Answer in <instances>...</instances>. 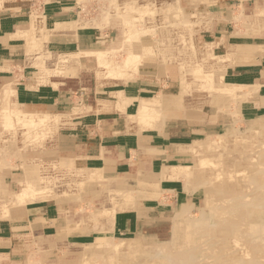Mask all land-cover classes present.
I'll return each mask as SVG.
<instances>
[{
    "label": "crops",
    "instance_id": "obj_1",
    "mask_svg": "<svg viewBox=\"0 0 264 264\" xmlns=\"http://www.w3.org/2000/svg\"><path fill=\"white\" fill-rule=\"evenodd\" d=\"M185 9L189 21L199 10L205 17L193 42L206 57L220 61L223 84L237 92L235 100H227L236 115L219 110L208 92L185 99L172 79L180 64L174 58L164 61L168 56L162 53L143 56L125 83L114 80L92 94L83 92L77 89L81 65L86 55L118 42L111 32L84 26L76 0H0V120L18 110L59 121L52 124L55 134L45 149L26 158L31 169L44 167L51 174L57 167L68 179L77 174L78 185L94 190V198H77L85 206L106 202L112 193L127 194L126 209L113 211L100 228L82 229L97 222L89 223L93 215L80 211L71 215L73 195L67 201L55 194L2 208L10 173L0 175V264H31V255L39 251L53 264V252L75 236L131 239L172 231L165 221L185 208L193 211L203 195L195 169L197 147L223 135L233 122L264 118V0H189ZM197 58L192 52L188 56L191 71L199 65ZM213 61L206 62L207 70ZM155 101L153 119L139 120L141 108ZM171 101L179 102L177 111L165 106ZM13 164L21 168L20 161ZM17 174L10 175L14 185L21 184ZM37 237L45 240L43 247L33 241Z\"/></svg>",
    "mask_w": 264,
    "mask_h": 264
},
{
    "label": "rangeland",
    "instance_id": "obj_2",
    "mask_svg": "<svg viewBox=\"0 0 264 264\" xmlns=\"http://www.w3.org/2000/svg\"><path fill=\"white\" fill-rule=\"evenodd\" d=\"M188 1L189 0H135V1L134 0H76L77 5L79 7V11L82 15L81 20L84 26L95 27L101 32L106 33L107 35H109L111 32L112 39L114 38L115 40H118V42L112 41L111 44L108 42L107 44L108 47L104 49L103 53L102 52L98 53V54H102L100 58L106 63L103 62L99 58V55L97 54L86 55L87 56L86 60H84V64L81 65L82 74L80 75L81 79L79 80L80 82L78 81L77 89L92 94L91 92L94 91L96 87H99L100 84L111 83V81L114 80H121L123 82H125L126 80L128 81L129 79L132 78V76L129 75H133L135 72H137L134 71L136 69L133 66L130 68L127 67L125 68V70L129 69L126 71L127 73H124L120 77H118L115 76L114 74L117 73L120 69H118V67H116V65L114 64H119L120 66L127 58L129 53L130 54L135 53L137 55L138 52L140 51L139 53H141L143 56H147V55H151L152 50L157 52L158 50L157 48L161 47L162 51L163 50L167 51L165 55H167L168 57H166L164 61L174 58L173 63L176 62L175 64L178 67L180 64L181 68L179 67L178 71L173 74L172 79H174V84L180 88L181 90L180 93L182 96L184 95L185 99L186 97L188 99H191L193 96L196 95L200 96L202 92L206 94L208 92L210 94V97H213V104L217 106L219 110L224 112L229 111V113L233 112V114L236 115L237 108L236 107L231 108L229 103L227 104V100H232V99L235 100V98H237V92L234 89L225 87V85L222 86L223 84L222 69L221 67L219 68L217 67L218 62L220 64V61L216 59H213L214 60L213 61L210 57L208 56L206 57L208 53L204 52L203 48H197L194 45L193 42L194 32L196 31L197 27L201 26L200 23L204 20L205 17L201 15L202 12L201 10H199L198 13H194L192 19L190 17L191 21H189V19L187 20V17L189 18V16L186 13L185 5L186 2ZM198 3H200V1ZM198 3H194V6H196V4ZM197 8L199 9V7ZM137 20L138 21L141 20V21L138 23ZM135 26H137V28ZM173 32L176 34H174ZM169 33L172 36L173 35H177V36L172 37L171 35H169ZM135 41H137L138 43ZM152 42L154 43L151 44ZM131 45H132V49H131ZM159 52L157 53L159 54ZM191 52L193 53V55H198L197 62H199V65H197V67H195L196 69H193V71L189 69L191 68V64L189 63L188 56ZM172 55L173 57H171ZM96 60L99 61V63ZM107 61L110 63V66L107 65ZM207 61L208 63L209 62L211 63V61H213V67H210L209 70L205 68V64ZM59 63L60 65L62 64L60 61ZM104 63L105 65H103ZM42 70H44V68ZM115 70H117V72ZM111 72L112 73L115 72V73L112 74ZM57 73L58 72H55V74ZM214 79L216 80L215 82ZM208 80L211 83L208 82ZM177 91L178 90H176L175 92ZM222 100H224L225 102L222 103ZM196 101L200 102L199 100ZM223 105H226V108H224ZM8 115L9 118L7 121H5L4 117L1 119L2 121H0V175H5L8 173L12 175V173H16V174L18 173L17 179L19 183L21 182V184L14 185L13 181H15V178L12 179L10 175L7 176L8 177L7 182L10 184V187H8L7 185V188L3 189L5 190L3 192L5 198L3 197L2 198L7 199L8 202L5 203L4 207L2 208L8 209L9 205L10 207L17 206L18 204L24 205L26 202L38 201L39 199L45 198V196L53 197L55 194H57L55 196H58L57 198L59 199H62V196H65L67 201L69 195L71 196L73 195L75 196L73 198L74 202H70L71 209L69 208L71 210L70 213L71 215H73V217L78 215L77 213L78 211H80V214L82 216L85 215L88 217L93 215L94 217V211H95L94 208H96L97 214L95 216L96 218L98 217L96 220L98 221L100 220L99 222L96 221L97 226L79 227L82 229H88V228L96 229V227L100 228L99 224L105 223L108 219V215L112 214L114 210L117 211V209L118 210L126 209L127 205H126L125 195L127 194H125L124 191L117 192L115 195L114 193H112L111 197L107 198L106 202H102V203L100 202H96V204L90 203V204H86L85 206L83 203L76 201L77 198H79V195L82 196L89 195L91 196V198H94V190L87 187L85 185L86 183L83 182L81 185H78L77 174H75L76 175L75 177L68 179V175L66 172L65 177H63L62 171L60 170V168L57 167H53L54 168L53 173L49 174L47 168L43 167L42 169L39 168V166H35L32 168L33 170H35L34 177L32 176V178L34 179L36 178V180L28 179L23 168L25 167L31 168L33 163L31 164V160H28L26 158H28V155L30 153L31 154L40 153V150L45 149L46 141L52 137L51 135L55 134V130L53 129L52 124L59 123V121L58 119H51L50 117H38V116L26 117L25 114H22V112L18 110H13ZM157 116L159 118V114ZM254 121H258V122L254 123ZM254 121H251L252 124L254 123L253 125H250L251 122H245L241 124L238 122H233L232 124H230L229 129L225 131L223 135H221L222 137L221 136L213 137L212 139L209 140V142L206 143V145L202 146V148H199L200 147L199 145L197 149L200 150L197 151L195 169L197 170V175L200 178V184L203 188V195H201L202 196L201 200L198 202L197 206L193 208L194 209L193 211L190 212L188 208H185L181 211V214H188V216L190 217L179 218L180 216L179 217L173 216L172 219H168L165 221V226L167 227V229L171 227L172 231L169 229V232H164V233L161 232L160 234H156V235L131 238V239L118 237L117 239L113 238V239L102 240V237H98L97 235L95 236L97 237L96 239H94L93 235L75 236L74 238L72 237V242L69 245L60 248L59 251L53 252L54 262L52 263L53 264H97V263L98 264H160V263L186 264L183 263L182 260L188 255V256H192V258L194 259L193 264H206V263L215 264L216 262H217L216 264H237L236 262L238 263L240 262V264L241 263L246 264L248 262L247 264H251V262L253 261L255 263L253 262L252 264H263L264 205H260V204L264 201V191H262V189L264 190V156H263L264 128H258L259 125L258 123L264 122V118H261L259 120L257 119ZM54 127L56 126L54 125ZM228 135L229 136L233 135V136L229 137ZM234 136H237L236 137L237 140L234 138ZM238 138H240L241 140ZM8 139L10 141H7ZM236 141H238V143H236ZM240 141L242 142L239 143ZM3 142H5L4 143L5 146H3ZM250 146L253 147L250 148ZM252 148L254 149V151ZM13 150L16 153L12 154ZM255 155H258L259 157ZM16 160L21 162V168L20 167L16 168V165L13 164V162ZM39 163L40 162H38L37 165H39ZM224 179L227 180L225 181ZM92 181L93 180H91V182ZM28 182L30 183L29 187H27ZM222 184H225L227 185L228 188L233 189L234 190L233 192H236L238 196L240 195V193L243 192L240 195L243 197L245 196L244 199L245 202L243 203L246 204V202L247 203L251 202V204H249L250 205L249 207L248 204H246V206L243 204L245 210L241 205L240 206L242 207V209L239 206L240 209L238 208L237 211L238 213H241L240 215L239 214L237 215V211L236 212L234 211L233 212L234 214L227 215V211H228L227 206L228 205L232 206L235 204V202L231 201V198L234 197L233 196L234 193L231 194L232 196L224 195L222 199L220 194L218 195L216 193L218 191L217 189L222 188L220 186ZM261 184L263 188L261 187ZM255 187L257 188L255 189ZM10 189L11 192L13 191L12 193L9 192ZM253 192L254 195L252 194ZM247 196L248 198L249 197L251 198L248 199ZM258 201L260 202V204ZM225 202H227L228 205L227 204L225 205ZM239 202L240 201H236V203ZM252 202L253 204L254 202L257 204L253 206ZM244 212L246 213L247 216L245 215ZM220 216H224V217H220ZM254 216L258 217L259 219ZM93 217H91L89 223L93 224L95 222L94 221L95 219ZM198 218L199 219L203 218L205 220L207 219L208 220L206 223L199 220L198 222H201L199 228L196 227L195 224L196 222L195 223L193 222L192 224L193 226L191 227V233H194V231L198 230L197 234L199 235V237L196 239L197 241L196 240L192 241L190 243L191 245L189 244L188 247V245L186 246L185 242L182 240L183 236L186 238L185 232L187 231V226H189L190 224L189 223L190 219L195 220ZM228 218H230L229 222L227 221ZM186 219H189V222H187L188 220ZM223 219L224 221L225 220L226 221L225 222L221 221ZM252 221L253 222L256 221V222L253 223ZM250 222H252V224H250ZM240 223H242L243 225ZM204 225H206V227H204ZM211 225H212V229H211ZM201 226L204 228H202ZM223 226L224 228H222ZM258 228L260 230H258ZM200 229L202 230L199 231ZM204 229H208V230H204ZM164 231H166V229ZM223 233H225L226 235ZM238 234H240V237ZM197 236L195 235V237ZM82 238H85L86 240H83ZM222 238H224V240ZM242 238L244 239V242ZM42 240L43 239L41 237H37L35 238V240L33 239V241H38L37 243L39 247L41 246V244L42 245L45 244V240L43 241ZM239 240L242 242H240ZM256 240H259L257 241L259 243H257ZM261 240H263L262 241L263 245L261 243ZM251 241L253 242V244ZM104 242H110L111 247L112 248L116 247V248L115 249L111 248V250L109 251H104L93 255L91 253V249L97 246H105V244H103ZM221 242L222 243L224 242L225 244L224 243L222 244ZM231 242L233 245L231 244ZM74 243H79V244H74ZM248 243H251L252 244L251 246L254 247H251L250 244ZM163 244H165L167 248L165 251L160 252L158 250L159 248L158 245L163 246ZM258 244H260V246ZM246 245H248L249 247H246ZM130 246L134 247V249H130L129 248ZM224 246L225 248H221ZM44 255L45 254H43V252L41 251L37 252V254H32L30 260L32 261L31 264H47L49 262V260L47 262V259L49 258H47L46 255L45 256ZM255 255H257L256 256L257 258L255 257ZM209 256H211V258ZM253 256L254 258H252ZM170 257L172 260H170ZM220 257L222 259H220ZM240 258L242 259V261Z\"/></svg>",
    "mask_w": 264,
    "mask_h": 264
},
{
    "label": "bare ground",
    "instance_id": "obj_3",
    "mask_svg": "<svg viewBox=\"0 0 264 264\" xmlns=\"http://www.w3.org/2000/svg\"><path fill=\"white\" fill-rule=\"evenodd\" d=\"M135 1V0H134ZM128 3V2H127ZM136 3V2H135ZM116 4V3H115ZM125 5H126V3H125ZM144 5V4H143ZM149 5V4H148ZM117 6V5H116ZM122 7V6H121ZM133 7V6H132ZM141 8V7H140ZM142 9V8H141ZM144 9V8H143ZM116 10V9H115ZM124 10V9H123ZM137 10V9H136ZM152 10H154V9H152ZM133 11V10H132ZM141 11V10H140ZM156 11H157V9H156ZM156 11H155V13H156ZM166 11H168V10H166ZM120 12V11H119ZM117 13V12H116ZM124 13V12H123ZM143 13V12H142ZM146 13V12H145ZM154 13V14H155ZM125 14V13H124ZM138 14H140V13H138ZM120 15V14H119ZM143 15H145V14H143ZM142 15V16H143ZM133 16V15H132ZM140 17V16H139ZM177 17V16H176ZM175 20H177V19H175ZM174 20V21H175ZM135 21V20H134ZM133 21V22H134ZM138 21V20H137ZM141 21V20H140ZM140 21H138V23L140 22ZM143 21V20H142ZM128 22V21H127ZM125 23V22H124ZM45 25V24H44ZM133 25V24H132ZM136 28H137V26H135ZM138 30V29H137ZM22 31V30H21ZM174 33V32H173ZM19 34V33H18ZM140 34V33H139ZM174 34H176V33H174ZM169 35H171L170 33H169ZM168 36V35H167ZM172 36V35H171ZM173 36H177V35H173ZM172 36V37H173ZM162 37V36H161ZM163 38V37H162ZM166 38V37H165ZM176 38V37H175ZM164 39V38H163ZM167 39V38H166ZM169 40H170V38H169ZM178 41H179V39H178ZM135 42H137V41H135ZM154 42H155V40H154ZM154 42H152L151 44H153ZM138 43V42H137ZM140 45V44H139ZM136 46V45H135ZM154 47V46H153ZM156 47V46H155ZM151 48V47H150ZM131 49H132V45H131ZM130 49V50H131ZM137 49V48H136ZM158 50H157V52H159V54L157 53V52H155V51H153L152 50V52H151V55L152 56H154V55H161V51H162V49H161V47L160 48H157ZM142 50V49H141ZM125 51V50H124ZM164 51V50H163ZM162 51V54H165V53H167V51H164L163 52ZM178 51H180V50H178ZM177 51V52H178ZM127 52V51H126ZM140 52V51H139ZM138 52V54L136 55L135 53L133 54H128V56H127V58L124 60V62L119 66V64H114V65H116V67H118V69H120L118 72H117V70H115L117 73H115V72H113V73H115L114 75L115 76H118V77H120L122 74H124V73H127L126 71L127 70H129V69H126L125 70V68H127V67H134L136 70H134V71H137L138 70V66H139V64L141 63V60H142V57H143V55L141 54V53H139ZM81 53V52H80ZM103 53V52H102ZM175 53V52H174ZM92 54V53H91ZM83 55V54H82ZM89 55V54H88ZM93 55V54H92ZM97 55H99V58H100V56L102 55V54H97ZM80 56V55H79ZM164 56V55H163ZM81 57V56H80ZM171 57H173V55L171 56ZM158 58V57H157ZM220 58V57H219ZM101 59V58H100ZM78 60V59H77ZM99 60V59H98ZM102 60V59H101ZM177 60V59H176ZM191 60V59H190ZM211 60V59H210ZM213 60V59H212ZM97 61V60H96ZM103 61V60H102ZM171 61V60H170ZM79 62V61H78ZM98 63H99V61H97ZM96 62V63H97ZM103 62H105V61H103ZM102 62V63H103ZM208 62V61H207ZM101 63V62H100ZM106 63V62H105ZM105 63L103 64V65H105ZM176 63V62H175ZM189 63H191V62H189ZM193 63V62H192ZM170 64V63H169ZM210 64H212V61H211V63ZM214 64H216V63H214ZM95 65V64H94ZM98 65V64H97ZM96 65V66H97ZM107 65H109L110 66V63L107 61ZM114 65H113V67H114ZM166 65V64H165ZM209 65V64H208ZM217 65H219V64H217ZM100 66H102V65H100ZM188 66V65H187ZM213 67V66H212ZM208 68V67H207ZM217 68V67H216ZM219 68V67H218ZM236 68V67H235ZM190 69V68H189ZM238 69V68H237ZM133 70V69H132ZM112 71V70H111ZM114 71V70H113ZM217 71V70H216ZM207 72V71H206ZM209 72V71H208ZM212 72V71H211ZM112 73V72H111ZM112 73V74H113ZM133 73V72H132ZM100 74V73H99ZM136 74V73H135ZM216 74V73H215ZM51 75V74H50ZM214 75V74H213ZM59 76V75H58ZM129 76H132V75H129ZM184 76V75H183ZM210 76V75H209ZM50 77V76H49ZM126 77V76H125ZM211 78V77H210ZM220 78V77H219ZM122 79V78H121ZM50 80V79H49ZM126 80V79H125ZM188 80V79H187ZM127 81V80H126ZM212 81V80H211ZM216 80L214 79V82H215ZM220 81V80H219ZM208 82H210L209 80H208ZM56 83H58V82H56ZM125 83V82H124ZM211 83V82H210ZM218 83V82H217ZM55 84V83H54ZM213 84V83H212ZM10 84H8V86H9ZM224 84H222V86H223ZM181 86V85H180ZM220 86V85H219ZM213 87H215V86H213ZM243 87V86H242ZM2 88H3V86H2ZM4 88H6V86L4 87ZM186 89V88H185ZM230 89H234V90H236L235 88H230ZM214 91V90H213ZM258 91V90H257ZM191 92V91H190ZM218 92V91H217ZM259 92V91H258ZM197 93V92H196ZM244 93V92H243ZM190 94V93H189ZM115 95V94H114ZM117 95V94H116ZM169 96V95H168ZM161 97V96H160ZM171 97V96H170ZM175 98V97H174ZM217 98V97H216ZM262 98V97H261ZM158 99V98H157ZM180 99V98H179ZM141 100V99H140ZM151 100V99H150ZM155 100V99H154ZM139 101V100H138ZM151 102V101H150ZM167 102V101H166ZM16 103V102H15ZM146 103V102H145ZM148 103V102H147ZM181 103V102H180ZM4 106V105H3ZM122 106V105H121ZM157 106H159V101H155L153 104H151V107H147V105H145V106H143L142 108H141V110L139 111L140 113H139V120H149V119H153V114H154V111L156 110L154 107H157ZM165 106H168V108H172L174 111H177L178 110V108H179V102H176V101H171V102H168L167 103V105H165ZM6 107V106H5ZM141 107V106H140ZM139 107V108H140ZM91 109V108H90ZM161 109V108H160ZM119 110V109H118ZM137 113V112H136ZM46 115V114H45ZM26 117H30V115H25ZM135 116V115H134ZM14 117V116H13ZM46 117V116H45ZM155 117H156V115H155ZM14 119V118H13ZM15 120V119H14ZM136 120V119H135ZM135 120H133V121H135ZM259 120V119H258ZM0 121H2V120H0ZM165 121V120H164ZM262 121V120H261ZM143 122V121H142ZM255 122H258V121H254V123ZM253 123V124H254ZM164 124V123H163ZM252 124V122H251V124L250 125H253ZM259 125H258V128H264V122H260V123H258ZM248 127V126H247ZM48 129V128H47ZM37 130V129H36ZM248 130V129H247ZM251 130H252V128H251ZM257 131H259V130H257ZM235 132V131H234ZM261 134V133H260ZM7 135H9V134H7ZM15 135V134H14ZM238 135H239V133H238ZM245 135V134H244ZM248 135H250V134H248ZM51 136H53V135H51ZM229 136V135H228ZM231 136H233V135H231ZM231 136H229V137H231ZM247 136V135H246ZM258 136V135H257ZM9 137V136H8ZM222 137V136H221ZM220 137V138H221ZM236 137L237 136H234V138L236 139ZM239 137V136H238ZM7 138V137H6ZM233 138V139H234ZM241 138V137H240ZM240 138H238V139H240ZM247 138V137H246ZM257 138V137H256ZM4 139V138H3ZM6 140V139H5ZM13 140V139H12ZM220 140V139H219ZM237 140V139H236ZM241 140V139H240ZM245 140V139H244ZM7 141H10L9 139L7 140ZM6 142V141H5ZM5 142H3V146H5L4 145V143ZM209 142V141H208ZM213 142V141H212ZM216 142V141H215ZM242 141H240L239 143H241ZM249 142V141H248ZM2 143V142H1ZM236 143H238V141H236ZM17 145V144H16ZM21 145V144H20ZM204 145H206V144H204ZM204 145H200V147L199 148H202V146H204ZM235 145V144H234ZM53 146V145H52ZM197 147V148H198ZM234 147V146H233ZM251 147H253V146H250V148ZM19 148V147H18ZM208 148V147H207ZM235 148V147H234ZM17 149V148H16ZM20 149V148H19ZM22 149V148H21ZM205 149V148H204ZM253 149V148H252ZM256 149V148H255ZM15 150V149H14ZM13 150V151H14ZM23 150H24V148H23ZM188 150H190V149H188ZM198 150H200V149H198ZM203 150V149H202ZM16 151V150H15ZM191 151V150H190ZM197 151V150H196ZM206 151V150H205ZM253 151H254V149H253ZM260 151V150H259ZM258 151V152H259ZM22 152H24V151H22ZM10 153V152H9ZM100 153V152H99ZM13 154V153H12ZM25 154V153H24ZM249 154V153H248ZM21 156V155H20ZM246 156V155H245ZM255 156H257V157H259L258 155H255ZM264 156V155H263ZM251 157V156H250ZM17 158H18V156H17ZM25 159V158H24ZM23 159V160H24ZM259 159V158H258ZM206 160V159H205ZM255 160V159H254ZM23 162V161H22ZM245 162V161H244ZM255 162V161H254ZM234 164V163H233ZM252 164V163H251ZM235 165V164H234ZM240 165V164H239ZM262 165V164H261ZM256 166V165H255ZM206 167V166H205ZM261 167V166H260ZM23 168V167H22ZM202 168V167H201ZM256 168V167H255ZM96 169V168H95ZM183 169V168H182ZM173 170V169H172ZM188 170V169H187ZM256 170V169H255ZM25 173H26V176H27V178L28 179H30V180H36V178L34 179V178H32V176L34 177V173H35V170H33V169H31V168H29V167H25ZM170 171V170H169ZM174 171V170H173ZM180 171V170H179ZM179 171H178V173H179ZM182 172H183V170H181ZM181 172V173H182ZM185 172H188V171H185ZM184 172V173H185ZM190 173V172H189ZM251 173V172H250ZM262 173V172H261ZM174 174V173H173ZM183 174V173H182ZM219 174H221V173H219ZM243 174V173H242ZM248 174H249V172H248ZM96 175V174H95ZM102 175V174H101ZM191 175V174H190ZM240 175V174H239ZM245 175H246V173H245ZM237 176V175H236ZM91 177H92V175H91ZM102 177V176H101ZM186 177H188V176H186ZM190 177V176H189ZM191 177H192V175H191ZM241 177V176H240ZM260 177V176H259ZM257 179V178H256ZM164 180V179H163ZM219 180V179H218ZM225 180V179H224ZM227 180V179H226ZM225 180V181H226ZM259 180V179H258ZM254 181V180H253ZM155 182V181H154ZM139 183H140V181H139ZM30 183L28 182V185H27V187H29L30 185H29ZM153 184V183H152ZM203 184V183H202ZM242 184V183H241ZM263 184V183H262ZM262 184H261V187H262ZM138 185V184H137ZM137 185H136V187H137ZM254 185H255V183H254ZM155 186H156V184H155ZM158 186V185H157ZM206 186V185H205ZM222 188H220V189H217L218 191L216 192L218 195L220 194V196H221V198L224 196V195H231V194H233V196L234 197H232L231 198V201H233V202H235V204L234 205H232V206H230V205H228L227 204V202H225V205L227 204L228 206V211H227V215L228 214H234L233 212L235 211H237L238 210V208H239V206L241 205L242 207L245 205L246 206V204H248V207L250 206L249 204H251V202L249 203H247L246 202V204L245 203H243V202H245L244 201V199H245V196L243 197V196H240L242 193H240V195L238 196L237 194H236V192H233L234 190L233 189H230V188H228L227 187V185H225V184H222V185H220ZM210 187V186H209ZM249 187V186H248ZM258 187V186H257ZM257 187H255V189L257 188ZM142 188V187H141ZM263 188V187H262ZM143 189V188H142ZM209 190V189H208ZM211 190V189H210ZM25 191V190H24ZM27 191V190H26ZM115 191V190H114ZM128 191V190H127ZM143 191H145V190H143ZM240 191H242V190H240ZM257 191H259V190H257ZM256 191V192H257ZM262 191H264L263 189H262ZM117 192V191H116ZM140 193H141V191H139ZM218 192H220V193H218ZM255 192V193H256ZM157 193V192H156ZM114 194H116V193H114ZM212 194V193H211ZM253 195H254V192L252 193ZM251 195V194H250ZM126 196V195H125ZM135 196V195H134ZM209 196V195H208ZM232 196V195H231ZM252 197H254V196H252ZM132 198V197H131ZM212 198V197H211ZM247 198H248V196H247ZM249 198H251V197H249ZM248 198V199H249ZM255 198H257V197H255ZM254 198V199H255ZM207 199H208V197H207ZM220 199V198H219ZM223 199V198H222ZM230 199V198H229ZM248 199H246V200H248ZM253 199V200H254ZM262 199V198H261ZM109 200V199H108ZM216 200V199H215ZM226 200V199H225ZM259 200V199H258ZM211 201V200H210ZM224 201V200H223ZM236 201H240L239 203H236ZM251 201H252V199H251ZM207 202V201H206ZM259 202V201H258ZM261 202H262V200H261ZM224 203V202H223ZM262 203H264V201L262 202ZM260 204V202H259V204L260 205H264V204ZM214 204V203H213ZM219 204V203H218ZM244 204V205H243ZM252 204H253V202H252ZM255 204H257V203H255L254 202V204H253V206L255 205ZM240 206V207H241ZM226 207V206H225ZM242 207H241V209H242ZM240 209V208H239ZM243 209L245 210V208L243 207ZM118 210V209H117ZM225 210V209H224ZM115 211V210H114ZM261 211V210H260ZM259 211V212H260ZM116 212V211H115ZM189 212V211H188ZM246 212V211H245ZM244 212V213H245ZM147 213V212H146ZM263 213H264V211H263ZM97 214V213H96ZM226 214V213H225ZM240 215L241 213H238V211H237V215ZM179 215V214H178ZM178 215H176V216H178ZM210 215V214H209ZM223 215V214H222ZM245 215H246V213H245ZM253 215V214H252ZM255 215V214H254ZM180 216V217H179ZM178 217L179 218H186V217H190V216H188V214H180ZM247 216V215H246ZM147 217V216H146ZM213 217V216H212ZM215 217H217V216H215ZM220 217H224V216H220ZM227 217V216H226ZM241 217V216H240ZM243 217V216H242ZM254 217H256V216H254ZM253 217V218H254ZM98 218V217H97ZM96 218V219H97ZM140 218H142V217H140ZM145 218V217H144ZM214 218V217H213ZM245 218V217H244ZM256 218H258V217H256ZM94 220L95 222L96 221H98V220ZM222 219V218H221ZM230 218H228L227 219V221L229 222L230 220H229ZM259 219V218H258ZM142 220H143V218H142ZM186 220H188L187 222H189V219H186ZM203 221L204 223H206L207 222V220H205V219H190V224H189V226H187V231L185 232V236H186V238L183 236V241L185 242V244H186V246L188 245V247H189V244L192 242V241H195L198 237H199V235L197 234L198 233V230H196V231H194V233H191V227L193 226L192 224H193V222L196 224V227H198L199 228V225L201 224V222H198V221ZM233 220V219H232ZM232 220H231V222H232ZM221 221H224V219L223 220H221ZM226 221V220H225ZM224 221V222H225ZM240 221V220H239ZM99 222V221H98ZM175 222V221H174ZM198 222V223H197ZM223 222V223H224ZM236 222V221H235ZM242 222V221H241ZM253 222V221H252ZM252 222H250V224H252ZM256 221H254L253 223H255ZM208 224V223H207ZM240 224H242V223H240ZM245 224H247V223H245ZM173 225H174V223H173ZM176 225V224H175ZM243 225V224H242ZM241 225V226H242ZM260 225V224H259ZM29 226V225H28ZM219 226V225H218ZM228 226V225H227ZM236 226H237V224H236ZM240 226V225H239ZM238 226V227H239ZM173 227V226H172ZM202 227V226H201ZM200 227V228H201ZM204 227H206V225H204ZM204 227H202V228H204ZM231 227V226H230ZM230 227H228V228H230ZM232 227H234V226H232ZM244 227V226H243ZM248 227V226H247ZM246 227V228H247ZM262 227V226H261ZM260 227V228H261ZM208 228V227H207ZM209 228H210V226H209ZM222 228H224V226L222 227ZM23 229H24V227H23ZM27 229V228H26ZM29 229V228H28ZM211 229H212V225H211ZM214 229V228H213ZM217 229V228H216ZM202 229H200L199 231H201ZM204 230H208V229H204ZM204 230H203V232H204ZM258 230H260L259 228H258ZM257 230V231H258ZM227 231V230H226ZM240 231H241V229H240ZM261 231H262V229H261ZM234 232H235V230H234ZM264 232V231H263ZM218 233V232H217ZM226 233V232H225ZM225 233H223V234H225ZM232 233V232H231ZM257 233V232H256ZM255 233V234H256ZM21 234V233H20ZM177 234V233H176ZM204 234H205V232H204ZM222 234V235H223ZM258 234V233H257ZM263 234V233H262ZM261 234V235H262ZM195 235L197 236V237H195ZM218 235H221V234H218ZM226 235V234H225ZM239 235V237H240V234H238ZM242 235V234H241ZM173 236V235H172ZM205 236V235H204ZM206 236H208V235H206ZM229 236V235H228ZM258 236V235H257ZM195 237V238H194ZM243 237V236H242ZM247 237V236H246ZM255 237H256V235H255ZM254 237V238H255ZM259 237V236H258ZM257 237V238H258ZM171 238V237H170ZM216 238V237H215ZM214 238V239H215ZM225 238V237H224ZM224 238H222L223 240H224ZM236 238V237H235ZM244 238V237H243ZM242 238V239H243ZM260 238V237H259ZM107 238L105 237H102V240H106ZM201 239V238H200ZM226 239V238H225ZM238 239V238H237ZM252 239H253V237H252ZM202 240V239H201ZM216 240V239H215ZM222 240V241H223ZM232 240V239H231ZM263 240H264V236H263ZM263 240H261V243H262V241ZM2 241V240H1ZM27 241V240H26ZM197 241V240H196ZM240 241V240H239ZM249 241V240H248ZM253 241V240H252ZM251 241V242H252ZM257 241H259V240H256V242ZM10 242V241H9ZM111 242V241H110ZM110 242H104L103 244H105V246H97V247H93L92 249H91V253L93 254V255H95V254H97V253H101V252H104V251H109V250H111V245H110ZM126 242V241H125ZM124 242V243H125ZM208 242V241H207ZM216 242V241H215ZM240 242H242V241H240ZM243 242H244V239H243ZM256 242H254V243H256ZM128 243V242H127ZM170 243V242H169ZM210 243V242H209ZM214 243V242H213ZM220 243V242H219ZM222 243V242H221ZM224 243V242H223ZM222 243V244H223ZM257 243H259V242H257ZM260 243V244H261ZM166 244H168V243H166ZM212 244V243H211ZM216 244V243H215ZM225 244V243H224ZM231 244H232V242H231ZM240 244H242V243H240ZM240 244H238V245H240ZM244 244V243H243ZM248 244H250V246L253 244V242H252V244L251 243H248ZM260 244H258L259 246H260ZM10 245V244H9ZM124 245V244H123ZM191 245V244H190ZM214 245V244H213ZM212 245V246H213ZM233 245V244H232ZM245 245V244H244ZM255 245V244H254ZM262 245H263V243H262ZM183 246V245H182ZM182 246H181V248H182ZM195 246V245H194ZM212 246H211V248H212ZM220 246V245H219ZM264 246V245H263ZM158 250L161 252V251H165L166 250V246H165V244H163V246L161 245V246H159L158 245ZM236 247V246H235ZM246 247H249L248 245H246ZM251 247H254V246H251ZM85 248H86V246H85ZM116 247H114V248H112V249H115ZM130 249H134V247H132V246H130L129 247ZM175 248H176V246H175ZM180 248V247H179ZM215 248H216V246H215ZM221 248H225V246L224 247H221ZM257 248V247H256ZM263 248V247H262ZM261 248V249H262ZM172 249V248H171ZM186 249V248H185ZM202 249V248H201ZM219 249V248H218ZM217 249V250H218ZM176 250V249H175ZM188 250V249H187ZM191 250V249H190ZM217 250H215V251H217ZM222 250V249H221ZM115 251V250H114ZM205 251V250H204ZM208 251V250H207ZM160 252H159V254H160ZM177 252V251H176ZM182 252V251H181ZM211 252V251H210ZM261 252V251H260ZM168 253V252H167ZM175 253V252H174ZM183 253V252H182ZM185 253V252H184ZM220 253V252H219ZM218 253V254H219ZM222 253V252H221ZM236 253V252H235ZM253 253H255V252H253ZM262 253V252H261ZM260 253V254H261ZM91 254V255H92ZM158 254V255H159ZM171 254V253H170ZM169 254V255H170ZM193 254V253H192ZM191 254V255H192ZM229 254V253H228ZM247 254V253H246ZM251 254V253H250ZM213 255V254H212ZM215 255V254H214ZM174 256V255H173ZM184 256V255H183ZM188 256V255H187ZM185 257L183 260H182V262L183 263H186V264H193L194 262V259L192 258V256H188V257ZM220 256V255H219ZM232 256V255H231ZM249 256V255H248ZM257 255H255V257H256ZM157 257V256H156ZM160 257V256H159ZM210 258H211V256H209ZM217 257V256H216ZM250 257V256H249ZM7 258V257H6ZM95 258V257H94ZM151 258V257H150ZM228 258H229V256H228ZM231 258H233V257H231ZM247 258V257H246ZM245 258V259H246ZM251 258V257H250ZM250 258H249V260H250ZM252 258H254V256L252 257ZM257 258V257H256ZM255 258V259H256ZM165 259H167V258H165ZM218 259V258H217ZM220 259H222L221 257H220ZM226 259V258H225ZM238 259V258H237ZM236 259V260H237ZM241 259V258H240ZM244 259V258H243ZM263 259V258H262ZM85 260V259H84ZM170 260H172L171 259V257H170ZM248 260V261H249ZM258 260V259H257ZM256 260V261H257ZM260 260V259H259ZM180 261V260H179ZM209 261H211V260H209ZM216 261V260H215ZM222 261V260H221ZM241 261H242V259H241ZM244 261V260H243ZM262 261V260H261ZM91 262V261H90ZM172 262V261H171ZM208 262V261H207ZM247 262V261H246ZM254 262V261H253ZM253 262H251V264L253 263ZM258 262V261H257ZM28 263H30V262H28ZM105 263H106V261H105ZM212 263V262H211ZM217 263V262H216ZM215 263V264H216ZM222 263V262H221ZM237 264H240V262L238 263V262H236ZM248 263V262H247ZM246 263V264H247ZM255 263V262H254ZM260 263V262H259ZM98 264V263H97ZM161 264V263H160ZM168 264H170V263H168ZM180 264H182V263H180ZM207 264V263H206ZM210 264V263H209ZM242 264V263H241ZM263 264H264V262H263Z\"/></svg>",
    "mask_w": 264,
    "mask_h": 264
}]
</instances>
